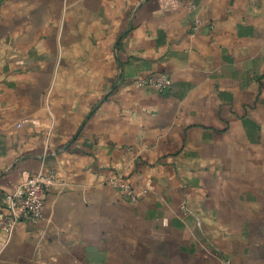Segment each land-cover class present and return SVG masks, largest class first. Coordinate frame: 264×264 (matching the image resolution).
Wrapping results in <instances>:
<instances>
[{
    "label": "crops",
    "instance_id": "obj_1",
    "mask_svg": "<svg viewBox=\"0 0 264 264\" xmlns=\"http://www.w3.org/2000/svg\"><path fill=\"white\" fill-rule=\"evenodd\" d=\"M39 172L0 264H264V0H0V206Z\"/></svg>",
    "mask_w": 264,
    "mask_h": 264
},
{
    "label": "built area",
    "instance_id": "obj_2",
    "mask_svg": "<svg viewBox=\"0 0 264 264\" xmlns=\"http://www.w3.org/2000/svg\"><path fill=\"white\" fill-rule=\"evenodd\" d=\"M147 82L159 91H164L170 86V80L165 75L150 78ZM55 180L54 173L39 172L23 182L13 193L8 194L0 206V231L11 234L19 222H37L41 217L46 190ZM115 186L131 203L139 202L131 183L119 177L115 181Z\"/></svg>",
    "mask_w": 264,
    "mask_h": 264
}]
</instances>
